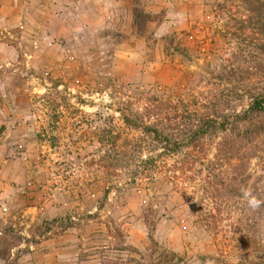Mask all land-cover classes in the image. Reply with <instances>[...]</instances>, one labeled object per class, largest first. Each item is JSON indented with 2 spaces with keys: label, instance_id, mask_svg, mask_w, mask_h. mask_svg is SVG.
Listing matches in <instances>:
<instances>
[{
  "label": "rangeland",
  "instance_id": "374dc122",
  "mask_svg": "<svg viewBox=\"0 0 264 264\" xmlns=\"http://www.w3.org/2000/svg\"><path fill=\"white\" fill-rule=\"evenodd\" d=\"M253 5L0 0V264H264V151L226 193L195 170L154 189L145 156L112 149L139 137L121 116L144 95L246 107L264 84ZM203 143L214 184L229 163Z\"/></svg>",
  "mask_w": 264,
  "mask_h": 264
},
{
  "label": "trees",
  "instance_id": "16d2710c",
  "mask_svg": "<svg viewBox=\"0 0 264 264\" xmlns=\"http://www.w3.org/2000/svg\"><path fill=\"white\" fill-rule=\"evenodd\" d=\"M241 1L249 5L243 6L245 10L251 11L258 9L253 3L260 0ZM222 9L227 10L225 6ZM136 18L135 14L134 19ZM248 97L246 107L238 110L223 106L222 100L216 96L211 107L204 105L202 108L190 109L184 104L181 106V100H174L170 96L144 95L139 100L142 102L140 112L121 116L123 122L140 135L135 140L120 141L117 133L112 142L114 156H145V173L149 177L161 173L159 178L154 179V189H166L168 178L176 179L187 172L193 178L195 174L192 171L195 170L198 172L196 175H203L205 171L207 189L214 186L217 190L233 193L238 178H248L250 160L264 151L261 148L264 140V84L251 91ZM208 138L212 140V158L209 161L229 163L227 169L221 168L220 174L213 175L217 178L221 176L214 184L209 182L212 167L207 164L203 170L195 169V159L192 157L208 156L209 149H205L203 143ZM200 149L203 151L199 152ZM163 156L172 158V162L169 166L158 168L156 164ZM226 178L228 183L222 182L221 179ZM0 254V258L5 260L3 253Z\"/></svg>",
  "mask_w": 264,
  "mask_h": 264
}]
</instances>
